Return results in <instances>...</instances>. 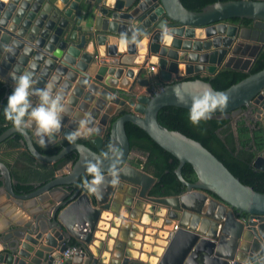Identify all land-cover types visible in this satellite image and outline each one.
<instances>
[{
	"label": "water",
	"instance_id": "95a60500",
	"mask_svg": "<svg viewBox=\"0 0 264 264\" xmlns=\"http://www.w3.org/2000/svg\"><path fill=\"white\" fill-rule=\"evenodd\" d=\"M102 1L84 0L81 7V0H0V80L8 94L13 91V75L31 73L37 89L53 84L54 91L64 95L67 108L54 143L67 140L82 120L90 118L97 131L81 139L95 145L107 132V148L119 150L121 167L128 172L121 174L118 185L108 184L99 196L90 195L77 185L90 179L85 163L100 154L78 139L56 155H43L34 144L38 142L34 127L26 130V136L8 128L0 143L20 134L21 144L37 161L51 165L52 175L30 184L29 190L18 189L21 184L0 161V264H51L55 254L72 246L76 252L65 264L141 262L133 251L138 250L135 242L151 214L160 221V229L172 234L160 245L161 253L146 254L144 264H264V193L242 184L199 142L157 120L165 107L189 111L191 100L187 105L178 103L173 93L178 86L186 96L200 94L205 86L214 90L209 82L185 78L213 75L223 68L250 70L264 50V0L216 1L200 11L186 9L180 0H120L123 4L112 6L106 0L98 10L91 5ZM231 19L250 24L239 27ZM162 24L173 31L170 44L161 42ZM132 29L147 33L149 39L138 47L120 48L119 35ZM151 57L155 62H149ZM148 67L157 73L150 76ZM151 80L158 91L148 95ZM221 91L229 95V102L212 118L240 114L264 125V69ZM30 99L37 103V97ZM119 109L129 111L112 120ZM126 123L141 129L178 161L174 171L182 186L178 194H149L156 179L131 165ZM72 152L75 161L63 160ZM185 164L193 169V183L181 175ZM251 165L264 172V150ZM107 169L105 162L106 176ZM103 212L113 216L109 224L117 232L94 243ZM186 218L193 226L212 228L204 233L187 227Z\"/></svg>",
	"mask_w": 264,
	"mask_h": 264
},
{
	"label": "trees",
	"instance_id": "16d2710c",
	"mask_svg": "<svg viewBox=\"0 0 264 264\" xmlns=\"http://www.w3.org/2000/svg\"><path fill=\"white\" fill-rule=\"evenodd\" d=\"M182 5L191 11H200L203 7L216 1L228 0H180ZM230 23L249 26L250 22L245 19H231ZM264 69V50L261 51L248 72L234 69H220L213 75H198L188 77L185 80L201 79L209 82L214 90L221 91L229 86L241 81L245 77ZM8 90L6 85L0 80V135L13 125L4 118L3 109L7 105ZM129 110L122 109L116 116L128 113ZM188 110L178 107L162 108L157 114L158 122L171 131H177L188 138L199 142L211 154H213L228 171L239 181L251 187L254 191L264 193V172L252 167L255 157L264 150V125L262 121L246 122L238 120L234 127L231 126V119L211 118L207 121H201L198 126L190 123ZM125 132L129 140L130 149L140 151L146 158L144 171L154 176L157 183L151 190V195L157 197L174 196L181 191L182 186L174 173L178 166V161L169 153L157 146L151 139L138 127L131 123L125 124ZM22 136L14 133L0 143V161L10 167V161L17 154L25 156L28 163L31 157L27 150L21 145ZM106 143L108 136L105 137ZM69 143V142H66ZM105 143V144H106ZM39 151L40 147L36 146ZM61 147L55 146L44 151V154L54 155ZM73 161L76 155H73ZM44 168L45 165H44ZM181 175L187 182L193 183L196 180L193 169L185 164L181 169ZM51 172L44 180L50 178ZM43 180V182H44ZM18 189L29 190V185L22 184ZM131 264H144L142 262H133Z\"/></svg>",
	"mask_w": 264,
	"mask_h": 264
},
{
	"label": "clouds",
	"instance_id": "9594fccd",
	"mask_svg": "<svg viewBox=\"0 0 264 264\" xmlns=\"http://www.w3.org/2000/svg\"><path fill=\"white\" fill-rule=\"evenodd\" d=\"M220 9L219 5L215 6ZM148 34L132 29L122 32L118 37V46L122 49L131 46H140L148 40ZM160 39L162 43L170 44L174 40L173 31L166 25H161ZM11 51L10 48L6 49ZM14 87L8 97L7 105L3 109L4 118L10 122L14 129L22 136L27 135V129L33 128L38 142L42 147L47 143H54V136L59 133L62 126V116L67 112L65 97L61 92L54 91L53 84H48L44 88H34L31 73L13 75ZM178 86L173 90L178 103L187 105L191 100L188 118L192 125L198 126L201 121L212 118L216 111H223L229 102V95L222 91H214L205 86L200 94L183 95ZM37 97L34 105L31 97ZM91 119L82 120L76 131L69 133L65 138L70 144L75 145L76 141L86 138L97 131L91 126ZM79 148V145H76ZM121 153L113 146L93 157L85 163L86 174L90 179L85 178L77 187L82 188L90 195L99 196L102 187L110 184L116 186L120 183L122 173L128 174L126 169L121 167ZM108 163L107 176L103 166Z\"/></svg>",
	"mask_w": 264,
	"mask_h": 264
},
{
	"label": "crops",
	"instance_id": "0c3cea01",
	"mask_svg": "<svg viewBox=\"0 0 264 264\" xmlns=\"http://www.w3.org/2000/svg\"><path fill=\"white\" fill-rule=\"evenodd\" d=\"M83 1L84 0H81L79 6L83 5ZM108 2H111V6L114 4H118V3L123 4V2L120 0H115V1L111 0ZM56 3L58 5L61 4L59 1ZM106 3H107L106 0H103L102 3L100 4H96L95 2H92L91 5L96 10H98L102 8L103 6H105ZM155 60H156L155 57H151L149 59V62H155ZM148 68H146L147 71H148ZM155 73H157L156 69L154 70L152 74L155 75ZM113 77L115 79H120V74H115V76ZM153 80H154L153 82H156V79H153ZM24 163H26L27 166L26 168L21 169V168H16L15 161H10V167L8 168L11 173H13V171L19 173L16 177L13 175L14 173L12 175L17 182L20 180L21 182H23L22 184H25V185H30V184L37 185V184L42 183L45 177L48 176L51 170V167H50L51 165H48L46 163L38 164L37 166H36L37 163L35 164L34 162L28 163L27 161H24ZM44 165L46 168H44ZM111 217L113 216L108 212L102 213L100 221L97 224V230L95 231L94 236H93V238L95 239L94 243H97L98 240L100 241L101 238H103L104 235H106V233H116L117 232V228H113L109 224V219ZM151 217L152 218H151L150 223L146 222V225L144 226V229H143L144 233L142 235H139L138 241L135 242L138 250L133 251V252H134V258H136L137 261L145 262L147 253L150 254L151 252H154V251L157 253H161L162 247H160V245H164L167 240V232L165 230L160 229V226H159L160 221L158 222V220H154L155 214H151ZM0 218H3L2 213H0ZM144 218H145V215H143L142 219L144 220ZM120 219L121 217L118 216V218L116 219L117 220L116 226L119 225ZM108 241L112 243L111 239H109ZM102 253L108 257V253L106 252H102ZM149 259H151L154 262L157 261V258L154 256H149Z\"/></svg>",
	"mask_w": 264,
	"mask_h": 264
},
{
	"label": "flooded vegetation",
	"instance_id": "af4514ba",
	"mask_svg": "<svg viewBox=\"0 0 264 264\" xmlns=\"http://www.w3.org/2000/svg\"><path fill=\"white\" fill-rule=\"evenodd\" d=\"M239 27H243V26H241V25H238ZM122 109H119V110H117L116 111V113L114 114V116L112 117V120H115L116 118H118V117H120V116H118V117H116L118 114H119V112L121 111ZM251 118L253 119V115L251 116ZM229 119H231V121H230V124H231V126L232 127H234V125L236 124V122L238 121V120H245L247 123L248 122H251V120H246V119H244L240 114L239 115H236V116H234V117H230ZM107 136V132L106 133H103V137H102V139L101 140H98V141H96V143H95V145H93V144H91L90 142H89V139H79V142H82V143H84L85 145H87L89 148H91L93 151H95L96 153H98V154H100L101 152H103V151H105V150H107L108 148H107V143H106V141H105V137ZM66 142H68L67 140H63L60 144H56V143H53V144H50V145H48V146H46V147H42L40 144H39V142H35L34 144H35V147L36 146H39L40 147V150L41 151H39L38 149H37V147H36V149L40 152V153H42L43 155H47V154H44L43 152L44 151H46V150H49L50 148H52V147H55V146H59V147H61L60 148V150L63 148V147H65V146H67V145H70V143H66ZM106 143V144H105ZM97 144H99V145H97ZM22 145V144H21ZM23 146V145H22ZM26 148L23 146V149L22 150H20V151H24ZM27 150V149H26ZM59 150V151H60ZM58 151V152H59ZM28 152V151H27ZM57 152V153H58ZM56 153V154H57ZM28 154H29V152H28ZM56 154H54V155H56ZM131 154L133 155V158H134V160H132L130 163H131V165H133V166H137V167H141L143 170H144V164H145V162H146V158H145V156L140 152V151H138V150H135V149H131ZM30 155V154H29ZM73 155H75V153H69V154H67L64 158H63V160H65V161H73ZM49 156H52V155H49ZM30 157H31V160L30 161H34V163L36 164V166L38 165V164H43V162H40V161H37L35 158H33L31 155H30ZM76 160V159H75ZM12 161H15V165H16V168H26V163H24V161H28L27 160V158H25V156H23V155H20V154H17L15 157H14V159L12 160ZM14 173V174H13ZM13 173H11V174H13L15 177L19 174V173H17V172H15V171H13ZM12 175V176H13ZM154 177V176H153ZM155 178V177H154ZM156 179V178H155ZM157 183V180H155V182L153 183V185L151 186V188H150V191H149V194L151 193V190H152V188L154 187V185Z\"/></svg>",
	"mask_w": 264,
	"mask_h": 264
},
{
	"label": "built area",
	"instance_id": "2783aa9c",
	"mask_svg": "<svg viewBox=\"0 0 264 264\" xmlns=\"http://www.w3.org/2000/svg\"><path fill=\"white\" fill-rule=\"evenodd\" d=\"M155 68L153 67H149L148 71L150 73V76H152L151 74L154 72ZM150 92L148 93V95L154 94L158 91V88L154 86L152 80L150 81ZM177 228L176 225H174L173 230ZM172 232L167 233V237L169 238L171 236ZM76 252V247L72 246V247H68L66 248L62 253L56 254L51 262V264H65L66 262L70 261L72 259V256L75 254Z\"/></svg>",
	"mask_w": 264,
	"mask_h": 264
},
{
	"label": "bare ground",
	"instance_id": "6f19581e",
	"mask_svg": "<svg viewBox=\"0 0 264 264\" xmlns=\"http://www.w3.org/2000/svg\"><path fill=\"white\" fill-rule=\"evenodd\" d=\"M183 223L187 226V227H193V229L195 230H198V231H201V232H208L211 230L212 228V225L211 224H202V223H199L197 224L196 226H193L189 220V218H186Z\"/></svg>",
	"mask_w": 264,
	"mask_h": 264
}]
</instances>
